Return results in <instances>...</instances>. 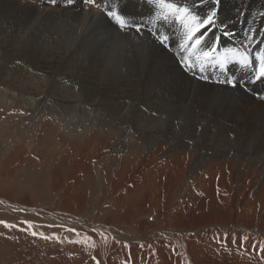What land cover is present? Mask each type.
I'll return each mask as SVG.
<instances>
[{
  "label": "bare ground",
  "instance_id": "bare-ground-1",
  "mask_svg": "<svg viewBox=\"0 0 264 264\" xmlns=\"http://www.w3.org/2000/svg\"><path fill=\"white\" fill-rule=\"evenodd\" d=\"M95 2L0 0V120L45 117L21 141L0 127V264H264V0H187L217 9L203 46L227 63L203 73L150 0Z\"/></svg>",
  "mask_w": 264,
  "mask_h": 264
},
{
  "label": "snow or ice",
  "instance_id": "snow-or-ice-1",
  "mask_svg": "<svg viewBox=\"0 0 264 264\" xmlns=\"http://www.w3.org/2000/svg\"><path fill=\"white\" fill-rule=\"evenodd\" d=\"M54 3L55 0H52ZM74 0H67V3L71 5ZM211 3V5H219L220 0H199V6ZM86 4H94L95 0H85ZM150 3L154 6V15L151 17L150 22L153 25L158 23L178 26L179 31L183 36V42L181 43V49L186 54L181 57V64L186 71L194 72L199 68L203 73L206 66L211 65L213 62H217L221 68L227 63V58L218 60L214 55L217 52L215 47L205 48L203 46L205 33L203 30L209 26H214L217 15L216 7H210L207 14L201 16L193 9L197 6L193 4L189 6L187 0L184 3L178 4L175 0H150ZM105 15L118 26L119 30L124 31L128 28H135L137 32L141 31L142 23H135L128 17L124 16L117 10V6H107L103 9ZM199 34V35H198ZM152 35L162 45L167 46L169 36L163 33L153 32ZM233 57L238 58V62L245 67H250V61L248 56L244 53H232ZM258 66L253 72L250 83L255 84L258 81H264V55L257 57ZM207 79V77H201ZM222 84H227L229 87L236 88L238 83L228 79L220 81ZM0 223H4L0 221ZM5 227H14L12 225L5 224ZM32 235H37L35 232ZM42 235V234H41ZM47 239V237H45Z\"/></svg>",
  "mask_w": 264,
  "mask_h": 264
},
{
  "label": "rangeland",
  "instance_id": "rangeland-1",
  "mask_svg": "<svg viewBox=\"0 0 264 264\" xmlns=\"http://www.w3.org/2000/svg\"><path fill=\"white\" fill-rule=\"evenodd\" d=\"M66 6H67V4H66ZM0 37L1 38H4L3 37V34L1 35L0 34ZM0 38V39H1ZM2 40V39H1ZM2 42V44H5V42L2 40L1 41ZM0 50H1V47H0ZM171 51H173V50H171ZM170 51V52H171ZM1 52V51H0ZM172 53V52H171ZM30 73H35V72H33V71H30ZM63 77V76H62ZM62 77H59L60 79V82H63V81H65L64 83L66 84V85H68L69 86V88L71 87L70 86V84L65 80V77H63L64 78V80H62L63 78ZM59 80H57V81H59ZM61 88V87H60ZM1 89H3V86L0 84V91H2ZM71 89V88H70ZM79 90H81V88H79ZM4 91V90H3ZM249 93L250 94H252L253 93V91H249ZM252 97H254L255 99H258V97H256V96H253L252 95ZM260 99V98H259ZM261 100V99H260ZM14 114V113H13ZM13 114H11L10 116H9V118L10 119H2V120H0V127H2L1 129L2 130H5V136L4 137H6V138H4V137H2L3 139H4V141H12V139H14V140H16V141H19V139H20V141L22 140V136H25V135H27V133L29 134V129H30V127H32V126H34V125H38L40 122H42L44 119H45V117L43 116V115H41V116H36V117H34L32 114H29V113H25V112H20V113H15L14 114V116H13ZM16 115V116H15ZM30 115V116H29ZM71 116H69L68 117V119L66 120L67 122H65L64 123V127H67L68 129L70 128V130L69 131H74L75 129H76V127L77 126H79V122H80V114H79V112H74V113H72V114H70ZM15 117V118H14ZM32 117V118H31ZM30 119V120H29ZM71 119V120H70ZM74 121H75V123H74ZM72 122V123H71ZM6 123V124H5ZM34 123V124H33ZM12 126L14 127V128H12ZM19 127V128H18ZM9 128H10V130H9ZM7 129V130H6ZM22 132V133H21ZM6 133H7V135H6ZM12 134V136L10 135V134ZM9 134V135H8ZM16 134V135H15ZM8 136V137H7ZM12 137V139H11V137ZM85 136V134H84V132H80L79 134H78V137L79 138H82V137H84ZM33 143V144H32ZM29 144H31L30 146H33L34 144H35V141L34 140H32V141H30V143Z\"/></svg>",
  "mask_w": 264,
  "mask_h": 264
}]
</instances>
